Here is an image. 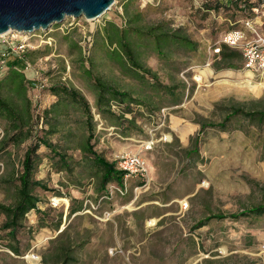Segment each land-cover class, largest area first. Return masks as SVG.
<instances>
[{
    "label": "rangeland",
    "instance_id": "obj_1",
    "mask_svg": "<svg viewBox=\"0 0 264 264\" xmlns=\"http://www.w3.org/2000/svg\"><path fill=\"white\" fill-rule=\"evenodd\" d=\"M152 27L179 29L194 46L168 41L159 53L156 39L145 34ZM235 28L246 36L236 47L226 44L242 53L229 66L222 38ZM122 31L155 72L154 84L151 75L114 58L118 45L109 34ZM259 37L264 0H116L95 19L72 16L48 30L0 37V56L8 42L26 44L25 73L36 81L29 91L33 114H45L35 137L20 144L3 141L7 121L0 118V203L16 200L27 148L43 137L55 145L38 150L36 177L49 189L38 188L40 209L28 213L18 234L21 255L9 247L0 214V264H264V216L210 217L264 201V120L239 114L218 125L234 106L264 111V72L246 69L243 59L244 44ZM97 79L137 99L131 111L108 94L99 112ZM57 85L89 101L95 149L111 161L140 152L146 177L100 189L99 171L81 149L87 115L81 104L56 95Z\"/></svg>",
    "mask_w": 264,
    "mask_h": 264
},
{
    "label": "trees",
    "instance_id": "obj_2",
    "mask_svg": "<svg viewBox=\"0 0 264 264\" xmlns=\"http://www.w3.org/2000/svg\"><path fill=\"white\" fill-rule=\"evenodd\" d=\"M117 27V26H116ZM119 30V27H117ZM159 29H162L158 31ZM137 32H140L136 30ZM145 34L154 37L156 40V47L159 53L163 51V46L166 42L171 41L176 44L184 45L187 47L194 46L193 40L183 33L181 30L176 29L170 31L163 28H149ZM110 44H117L118 47L113 49V56L117 60L126 61L131 68L143 74H149L154 79L155 72L152 68L142 63L134 49V42L128 40V36L123 31L117 36L109 34ZM226 47L222 50L223 60L226 65L235 66L234 60L241 58L242 53L240 50ZM196 46V45H195ZM29 50H25L22 54L10 55L6 62L4 69L6 74L3 78H0V118L7 121L6 137L3 138L6 144L15 143L20 144L34 136L35 127L45 123L44 116L35 117L33 114V101L29 95L30 88L35 87L36 81L27 77L25 70L28 68V56ZM157 79L153 82V84ZM98 87L97 108L99 112L104 111V107L110 103V98H107L108 94L112 99L120 100V102H127L128 111H131L132 103H137V99L133 98L130 93L117 89L115 86L109 85L101 79L96 80ZM54 93L60 97H67L73 102H77L82 105L87 115V129L88 135L81 146L88 160L99 171V184L102 191H106V187L111 182H116L120 185H124V171L119 169L117 160H109L106 156L95 149L93 139L95 138L94 130V115L92 107L87 98L80 93L77 89L71 88L65 85H57L52 88ZM110 111V110H109ZM243 114L249 118L257 117L260 120H264V111H246L241 107H232L231 113L226 119L218 124L221 127L225 126L227 121L234 115ZM41 118V119H40ZM208 124L203 123L201 131ZM41 145L54 150L55 145L49 138H38L34 144H31L26 152L22 161V170L17 176L16 185V200L11 204L0 203V214L5 215V220L2 223L1 228L7 231V237L9 239L8 245L11 250L21 255L22 250L18 242V234L24 227V220L28 213L33 209L39 210L40 196L37 194L38 188L49 189L42 179L36 177V169L39 165V153L38 150ZM60 155V152H57ZM65 163V167H72V163L64 156L61 157ZM76 209L72 208L71 214L75 213ZM255 217L259 218L264 216V201L235 213H216L212 217L224 219L232 217L238 219L240 217ZM209 219V218H208ZM205 221H201L200 225H203Z\"/></svg>",
    "mask_w": 264,
    "mask_h": 264
},
{
    "label": "water",
    "instance_id": "obj_3",
    "mask_svg": "<svg viewBox=\"0 0 264 264\" xmlns=\"http://www.w3.org/2000/svg\"><path fill=\"white\" fill-rule=\"evenodd\" d=\"M116 0H0V35L48 30L67 17L95 19Z\"/></svg>",
    "mask_w": 264,
    "mask_h": 264
},
{
    "label": "built area",
    "instance_id": "obj_4",
    "mask_svg": "<svg viewBox=\"0 0 264 264\" xmlns=\"http://www.w3.org/2000/svg\"><path fill=\"white\" fill-rule=\"evenodd\" d=\"M246 24L251 26L250 22H247ZM7 34H2L0 37L2 38V36ZM245 36L246 33L243 29L235 28L227 31L224 34L222 41L227 45L236 47L245 39ZM1 40L12 39L3 37ZM25 47L26 44H21L20 42H8L5 51L0 56V72L4 70L7 58L12 54H22L26 50ZM213 49L216 53L221 51L220 46L214 45ZM243 59L244 67L246 69L252 72H264V38L259 37L258 40L245 43L243 46ZM145 148H152V142L146 144ZM117 164L119 169L124 171V179H129L130 177L144 178L149 172L148 163L140 152L134 154H122L117 159Z\"/></svg>",
    "mask_w": 264,
    "mask_h": 264
},
{
    "label": "bare ground",
    "instance_id": "obj_5",
    "mask_svg": "<svg viewBox=\"0 0 264 264\" xmlns=\"http://www.w3.org/2000/svg\"><path fill=\"white\" fill-rule=\"evenodd\" d=\"M199 79L201 80L202 79V77L201 76H199ZM184 201V200H183ZM150 224H155L156 223V220L155 219H152L150 222H149Z\"/></svg>",
    "mask_w": 264,
    "mask_h": 264
},
{
    "label": "crops",
    "instance_id": "obj_6",
    "mask_svg": "<svg viewBox=\"0 0 264 264\" xmlns=\"http://www.w3.org/2000/svg\"><path fill=\"white\" fill-rule=\"evenodd\" d=\"M252 25V24H251ZM248 27H252V26H248Z\"/></svg>",
    "mask_w": 264,
    "mask_h": 264
}]
</instances>
